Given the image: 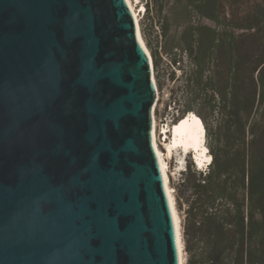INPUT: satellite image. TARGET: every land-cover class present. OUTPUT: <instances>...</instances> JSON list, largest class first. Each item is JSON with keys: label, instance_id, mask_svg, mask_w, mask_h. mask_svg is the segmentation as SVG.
I'll use <instances>...</instances> for the list:
<instances>
[{"label": "water", "instance_id": "obj_1", "mask_svg": "<svg viewBox=\"0 0 264 264\" xmlns=\"http://www.w3.org/2000/svg\"><path fill=\"white\" fill-rule=\"evenodd\" d=\"M157 98L128 0H0V264H181Z\"/></svg>", "mask_w": 264, "mask_h": 264}, {"label": "trees", "instance_id": "obj_2", "mask_svg": "<svg viewBox=\"0 0 264 264\" xmlns=\"http://www.w3.org/2000/svg\"><path fill=\"white\" fill-rule=\"evenodd\" d=\"M178 2L214 23L190 27L189 63L172 59L213 156L184 171L189 264H264V0Z\"/></svg>", "mask_w": 264, "mask_h": 264}, {"label": "rangeland", "instance_id": "obj_3", "mask_svg": "<svg viewBox=\"0 0 264 264\" xmlns=\"http://www.w3.org/2000/svg\"><path fill=\"white\" fill-rule=\"evenodd\" d=\"M178 1L139 0V3H134L135 9L140 12L142 35L154 61V75L159 89V101L157 107H155V116H157L156 119L159 124L164 118L170 120L176 116L178 121H182L187 116L189 111H186V101L183 97H180L182 91L180 86L183 83L180 77L183 71L179 68V63H172V59L176 56H182L184 60L182 64L189 63L191 57L189 50L186 49V40H189L190 27L196 28L207 24L214 25L212 21L204 17L199 11L191 6H186L185 3L179 4ZM200 108L201 105L195 103L192 112L199 116L198 111H200ZM202 120L204 119L202 118ZM177 122L176 124H178ZM203 122L206 127V143L210 151L207 124L205 121ZM209 122L211 124L215 122L214 116L209 117ZM158 138L161 139L159 135ZM160 146L163 147V145ZM174 158L168 159V171L181 222L186 257L185 264H189V254L185 240L187 206L184 195L186 191L183 181L188 175V171L184 172L188 166L191 164L195 168L197 165L193 154L190 152L176 151Z\"/></svg>", "mask_w": 264, "mask_h": 264}, {"label": "bare ground", "instance_id": "obj_4", "mask_svg": "<svg viewBox=\"0 0 264 264\" xmlns=\"http://www.w3.org/2000/svg\"><path fill=\"white\" fill-rule=\"evenodd\" d=\"M138 1L139 0H128L130 7L136 18V21H137L140 38L142 40V43L146 51L148 52L152 60L153 79L157 85V81L154 75L155 71H154V61L152 58V54L150 53V49L146 45V42L142 35L141 27H140V17H139L140 14L135 9V5H134V3H137ZM157 91H158V96H159L158 85H157ZM155 107L156 105H154L152 108V140H153V144L157 152V155L159 157V161H160L163 176H164L165 185H166L168 195L171 201L172 212L174 215L176 230L178 234L181 264H185L186 257H185V249H184V240H183V235H182L180 217H179V214L176 208L175 195L170 185V176H169V171H168V168H169L168 159H171V158L175 159L174 155L176 156V151H182L186 153L190 152L193 154L195 164L201 168V167H206L208 164H210L213 156L211 152L209 151V148L206 143L205 124L202 118H200V116H198L196 113L192 111H190L182 121L180 122L178 121L179 122L178 124H176V122L174 123L175 126H173L170 129L171 134L169 136V141L167 140V142L165 143V149H164V146L161 147L160 146L161 144L158 140V126H157L158 124H157V119L155 116Z\"/></svg>", "mask_w": 264, "mask_h": 264}, {"label": "built area", "instance_id": "obj_5", "mask_svg": "<svg viewBox=\"0 0 264 264\" xmlns=\"http://www.w3.org/2000/svg\"><path fill=\"white\" fill-rule=\"evenodd\" d=\"M158 101H159V96L157 98L156 107H157ZM156 118H157V116H156ZM177 121L178 120L176 119V116H174L170 120L164 118V119H162L160 124L158 123V120H157L158 135H159V137H161V139L158 138V140H159L161 145L164 146V144L167 142V140H169V136L171 134V130L170 129L173 126H175L174 123L177 122Z\"/></svg>", "mask_w": 264, "mask_h": 264}]
</instances>
